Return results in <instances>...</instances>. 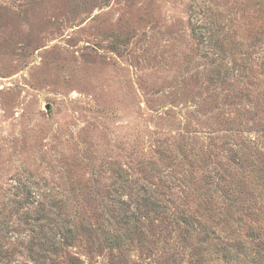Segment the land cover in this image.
Here are the masks:
<instances>
[{
	"label": "rangeland",
	"instance_id": "1",
	"mask_svg": "<svg viewBox=\"0 0 264 264\" xmlns=\"http://www.w3.org/2000/svg\"><path fill=\"white\" fill-rule=\"evenodd\" d=\"M0 264H264V0H0Z\"/></svg>",
	"mask_w": 264,
	"mask_h": 264
}]
</instances>
